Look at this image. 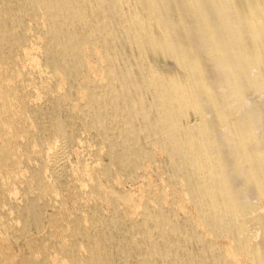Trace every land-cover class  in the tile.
<instances>
[{"label":"bare ground","instance_id":"bare-ground-1","mask_svg":"<svg viewBox=\"0 0 264 264\" xmlns=\"http://www.w3.org/2000/svg\"><path fill=\"white\" fill-rule=\"evenodd\" d=\"M89 1L0 0V187L8 211L27 212L25 235L57 197L63 207L59 186L80 176L76 213L54 250L32 251L23 262L264 264V87L256 97L233 96L242 92L237 83L264 78L254 62L264 60V0H110L121 6L123 39L133 41L124 51L108 48L118 38L106 22L90 20ZM107 2L97 0L104 13ZM179 42L181 97L172 85L175 101L157 99L168 80L158 90L157 64L139 60L175 55ZM221 47L234 54L214 55ZM197 56L212 65L206 79L220 99L233 94L234 116L219 134L204 126L219 108L195 87ZM181 105L196 118L178 117ZM10 179L19 204L5 190Z\"/></svg>","mask_w":264,"mask_h":264},{"label":"rangeland","instance_id":"rangeland-1","mask_svg":"<svg viewBox=\"0 0 264 264\" xmlns=\"http://www.w3.org/2000/svg\"><path fill=\"white\" fill-rule=\"evenodd\" d=\"M92 1L94 2V4H93ZM88 3L90 5H88ZM88 3L86 5V13L90 17V20H92L93 22H95L94 20H97V21H101L102 20V21L106 22L107 29H108L106 31V33L109 36H111V34H112L111 39H113V40H115L116 38H118L117 39V42H119V40H120V42H119L120 44L119 45L124 44V46L123 45L118 46V43L117 42L116 43L114 42L113 45H112V42H111V44H110L111 46L109 45L108 48L110 50L113 49V48H121V50H123L124 47L127 49V44H129L128 42H130V41L129 40L127 41L126 39L125 40L123 39V36L125 37V31L122 30L121 27L119 26V25H121V21L119 19L122 17V15L119 14V10L121 9V6H120V9L118 8V10H117V5L118 4L116 5L113 2L110 3V0H108L107 6H106L108 9L106 8V12L104 13L103 12L104 10L102 8H100L99 4L97 3V0H91ZM87 7L91 8V10L94 9L96 12L94 10H92L93 12L92 11H87L88 10ZM118 7H119V5H118ZM107 10H109V11L107 12ZM111 11L113 12L112 14H111ZM90 12H91V14H90ZM116 12H118V13H116ZM92 13L95 14V15H93ZM113 15H114V17H113ZM118 16H119V18H118ZM115 17L117 18V20L115 19ZM113 23H115L114 25L116 27H114ZM94 25L96 26L95 23H94ZM112 29L114 31H112ZM95 30L96 29L94 28V31H93L92 35L89 37V39H91L93 43H95V40L97 38V35H99V33L96 32ZM115 30H117V31H115ZM114 32H115V34H114ZM118 33H120V34H118ZM94 34H95V36H94ZM125 41H126V43H125ZM181 42H179V45H178V49L179 50L178 49L176 50V52L178 51L177 53H179V54H176V52L174 51L175 52V55H174L173 52H171V53L170 52L169 53L167 52L169 55L167 53H166V55H163L162 53H164V52L161 53V51H156L155 56H152V55H154V53L152 55L150 54L152 51H150V53L148 51H146L147 54H150V55H148V56L147 55H144V57L147 56V58L144 59V60H142V59L139 60V63L142 64V61H143L144 65H146V62L148 64V61L151 62L150 60H152L154 63L157 64V65L155 64L156 66L154 65L155 68L157 69V71L155 70V74H156V72H158L159 74L158 73L156 75L154 74V78H155L154 81L156 82V80L157 81L159 80L157 82L159 84V87L161 85H163V84L165 85L166 82H167V84L165 85L167 89L164 88L165 86L163 87L164 88L163 89L164 90L163 91L164 96H162L163 93L160 92L161 89H162V86L159 89L158 84H157L156 87H158V90H160L159 92L161 94V95H157L158 96L157 99H163L164 100L165 98H168L166 96H168L169 93L171 95L173 89H174L173 90V94H174V91L176 92L175 93L176 94V98H177V96L181 97V94L182 93H180V91L181 90L183 91V89H184L183 88L184 87L183 86L184 84L182 82H185V77H186V75H184V74H186L185 73L186 71L184 70V67H183L185 65V62H186V60H185L186 59V56H185V54L182 53V52H184L185 44L184 43H181ZM132 43H133V41H132ZM132 43L130 42L129 48H132L133 47V44ZM94 46L97 47L98 45L97 46L94 45ZM129 48L127 50H129ZM181 49H182V51H181ZM146 52H144V54H146ZM157 52H160L161 53V54L159 53L160 56H157ZM213 53L216 56H219V55H222V54H227V53L233 55L234 54V51H233L232 48H228L227 47L226 49H224V48L221 47V48H216ZM177 56H179V57H177ZM148 57H150V59H148ZM175 57H176V59H175ZM177 58L178 59H181V61H183V63L181 64L180 63L181 61L180 60H177ZM182 58H184V59H182ZM198 58H199V56H197L196 61L194 59H192L193 64L194 65L195 64L198 65V67L195 68V72L197 73V75H198L199 78L198 77L196 78L195 87L201 93V95L205 97V101L208 102V105L210 104V106L213 107V110H216L217 111V109L219 108V111L218 112H215V114H214V115H216L215 116L216 118H214V116H212V118L214 120L217 119L216 122H213L214 120L212 119V122H210L208 124H205L204 126H207V129H208V127L210 128V126H212L211 127L212 129L215 127L216 131L219 134L220 131L218 129H221L222 128V126H223L222 122H224L225 120H227L232 114L234 116L235 108L234 109L232 108V110H231L229 108L230 104L228 105V103L232 102L229 98H231V96L233 94H231V95L230 94H227L229 97H227L228 100L226 99V101H225V99H222V100L220 99V98H226V97L222 96L223 94H221V96L219 97V94L217 93L218 92V90H217L218 87H216L217 84L216 83H211L210 81H207V79H208L207 77H210V75H208V72H206L207 71L206 70V67H208L207 69L208 70L210 69L209 72H211L212 65H210V63L208 65L207 62L205 64L204 62H202L200 60V58L198 60ZM204 59H205V57H204ZM262 59L263 58H260L259 59L260 61H258V59H255L254 62H256L257 65L260 67V69L264 71V60H262ZM145 60H147V61H145ZM197 60L199 62H201L202 65H199L200 63L198 64V61ZM202 60H203V58H202ZM235 69H236V67H235ZM159 71H161V73ZM157 75H158V77L156 78ZM177 77L180 78V79L182 78V81H180V79L174 80ZM166 80H168V81H166ZM164 81H166V82H164ZM162 82H164V83H162ZM175 84H177V85H175ZM213 84H216V85L213 86ZM218 84H219L220 87L221 86H224V84H222V83H218ZM172 85L174 87H173V89L172 88L170 89L171 90V92H170L169 91V88H170V86L172 87ZM175 86H178V92H177V89H176L177 87H175ZM236 87H237V89L239 87L241 89V91H242L241 93H235L233 95L234 97H237V99H240L241 97H246V96L248 97V95L249 96H255L254 94L256 93V91H258V90L260 91V88L264 87V78L262 77L260 80H256L254 82L251 81V80H246V81H244L241 84H238L237 83ZM165 89H166V91H165ZM167 91H168V93H167ZM219 92L221 93V91H219ZM222 93H224V92H222ZM226 93H225V95H226ZM170 95H169V97H170ZM236 95H238V96H236ZM233 96H232V98H233ZM163 97H165V98H163ZM170 98H171L172 101L173 100L175 101V96L170 97ZM211 99H212V101H211ZM213 100H215V103L213 102ZM218 102L221 103L220 107H219V105H217V104H219ZM225 103H226V105H228V107L225 105ZM208 105H206V108H207ZM201 106H202V104H201ZM210 106H208V108L206 110L210 109L209 108ZM177 108L178 107H176V110H177ZM180 108H182V105L180 106ZM183 108H185V110L182 111ZM183 108L182 109H179V110H181V112L177 110L178 112H180L179 115L177 114L178 117H180V114L182 113L183 115L190 116L191 117V118L189 117L190 120H194L196 118L195 117V110H193L192 108H190V109H188L186 107H183ZM227 108L230 109L229 112L226 111V110H228ZM231 118H233V117L231 116L230 119ZM184 119H185V117L183 119L181 118L180 119V122H183ZM221 119H223V120L221 121ZM207 120H208V118H207ZM218 120L220 121L219 124H218ZM178 121H179V119H178ZM209 124H211V125H209ZM160 126H161V123L159 122V123H157L156 128L159 129ZM217 127H218V129H217ZM204 129L206 131V132L205 131L204 132L207 133L206 127H204ZM217 132L214 133L216 137L219 136V135H217ZM149 133H147V135ZM148 137H150V136H148ZM172 147H173L172 151L174 152L176 150V148H177V145L174 144L173 141H171L169 143V148H172ZM107 161H108V159L106 160V162ZM14 168H21V167L14 166ZM156 175L157 174H154L153 177L156 178L158 176V179L157 180H159L160 176L159 175L156 176ZM13 180L14 179H10V181L12 182V184H9L8 186H6L7 184H4V187H5V190H7V192H9L8 193V196L10 194V198L12 200V203H18L19 204L21 201H23V197H22L20 191L18 192L16 190L15 186L13 185ZM259 180H260V178H259ZM16 181H17V186L20 187L21 185L19 183V180H16ZM79 181H80V176H79L78 172H76L75 173V177L72 180V182H67V183H65L66 185L65 184H62V185L59 186V191L60 192L62 191V193H60L61 194L60 199L62 201L63 207L61 209L58 208V197H57V204L48 206V207H46L45 210L43 209L41 211V214H40V218L41 219H39V224L38 225H32V228L33 229H30L31 232L29 231L30 232V233H28L29 235L28 234L25 235V229H24V224L25 223H24V220H23V218H24V216H25V214L27 212L26 211H11L12 208H10L9 206H6V198H5V195H4V191L0 187V255H1L0 256V264H25V262H23V260L27 259V257L30 256V254H31L32 251L38 252V251H41V250H44V249H49V250H52L53 249L54 250L55 244H54V240L53 239L58 238V234L62 233V231H63L62 230L63 226L69 223L70 216L73 215V213H76L75 201H76L77 195H76V192H75L73 186H74V184L80 183ZM67 185H69V186H67ZM141 192L143 193L144 191L141 190ZM9 209H11V210L8 211ZM22 209L24 210L23 205L20 206V210H22ZM16 212H18V215L20 214V221L17 222V220H16L17 223L12 220V217H13V215H15ZM38 226L41 228V231H38L39 229H36ZM45 228H46V230H44ZM32 230H33V233H32ZM19 232H20V234H19ZM51 236L54 237V238H52ZM29 243H30V246H29ZM185 245L187 246V248H191L192 251L193 250L196 251V246H197L196 243H194V242H191L190 243V241H189V242H185ZM34 248H35V250H34Z\"/></svg>","mask_w":264,"mask_h":264}]
</instances>
